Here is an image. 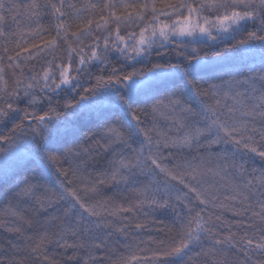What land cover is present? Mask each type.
Listing matches in <instances>:
<instances>
[{"label":"snow or ice","instance_id":"1","mask_svg":"<svg viewBox=\"0 0 264 264\" xmlns=\"http://www.w3.org/2000/svg\"><path fill=\"white\" fill-rule=\"evenodd\" d=\"M26 7L36 25L30 40L24 42L27 46L17 42L14 48L0 47V123H12V135H0V176H19L28 164H35L30 169L32 175L17 181L15 197H36L41 190L47 193L39 181L52 169L64 177L76 175L73 158L86 154L87 149L77 142L79 129L75 125L87 114L102 129L88 139L100 135L112 159L108 161L107 173L82 179V189L74 188L70 180L60 182L59 197L68 204L66 216L75 217L79 223L99 217L101 212L115 216L131 213L145 204L167 206V200L161 202L148 194L177 192L181 194L176 199L184 201L187 215H180L181 226L171 246L155 252L152 259L182 264L194 249H202L207 243L211 246L208 252L213 255L215 249L227 247L243 256L240 264H264V259L254 258L257 254L264 257V169L259 193L253 190L245 194L238 186H232L233 195L226 199L240 200L243 207L235 212L240 219L234 225L225 222L229 234L217 239L214 229L218 225L212 223V217L205 220L202 212L190 205L217 206L219 189L210 178L219 176L224 169L220 164L208 167L210 158L203 155L177 158L172 151L181 152L203 142L208 148H220L217 158L231 167L243 169L248 159L254 162L257 157L264 163V95L252 96L255 102L249 106L237 99L240 93L233 94L238 82L223 79L243 74L244 69L256 72L258 60L261 74L248 75L246 82H264V0H165L159 6L157 0H88L80 7L69 0H32ZM117 9L122 11L118 13ZM17 10L18 6L10 0H0V37L6 41L5 14L12 15ZM49 14L56 20L51 30L40 24ZM70 16L81 22L76 31L71 30ZM15 19L13 16L14 22ZM249 27L254 30L249 31ZM205 46L218 49L210 66L200 55ZM169 48L175 49V55L186 66L152 62L154 57L163 59ZM61 52L64 55H59ZM110 56L122 66L113 67ZM37 63L39 70L29 67ZM89 66L104 71L111 68V72L96 76L93 83L89 71L88 78L82 80ZM6 68L11 70L15 88H8ZM26 71L30 75L25 76ZM210 79L221 83H209ZM85 83L91 86L85 88ZM255 91L253 86L250 92ZM244 95L247 97L248 93ZM189 96L195 107L186 103ZM25 101L42 114L19 108V103ZM162 109L177 118L174 135L162 131L154 119L149 120V113L154 118L162 114ZM21 112L24 121L17 124L14 121ZM23 123L28 127H23ZM234 157H239L240 162ZM64 163L69 164L68 169L62 167ZM138 174L151 177L153 186L137 189V200L129 207L93 201L99 186L105 184L101 176L118 186L138 183ZM160 175L163 181L155 179ZM245 187H251V181ZM252 195L258 196V211L253 210ZM45 203L52 204L53 200L41 201L40 206ZM257 217L259 228L253 219ZM232 226L251 232L234 233ZM131 227L117 229L126 234V241L132 240L127 235ZM134 227L139 230L142 225ZM57 228L51 237L63 239L67 230L63 224ZM49 242L47 234L41 236L33 252L38 253ZM125 248L129 255L121 257L119 264H145V258L135 254L134 243H126Z\"/></svg>","mask_w":264,"mask_h":264},{"label":"trees","instance_id":"2","mask_svg":"<svg viewBox=\"0 0 264 264\" xmlns=\"http://www.w3.org/2000/svg\"><path fill=\"white\" fill-rule=\"evenodd\" d=\"M10 2L17 5L18 10L12 15L5 14L4 31L7 35V42L9 45L13 43L14 39H18L20 27L24 25H27L32 29L36 27L35 23L33 22L35 18L30 16V9L26 7V5L30 4L32 0H10ZM69 2L75 3L77 7H79L80 0H69ZM13 16L16 17L15 22L13 21ZM40 24L44 28L51 30L54 28L55 19L49 14L46 16V18H42L40 20ZM51 34L55 35L54 31H52ZM205 48L206 50L202 51L200 55L206 60L213 58L214 52L218 50L209 46H205ZM167 53L168 60L171 64L175 65L184 63L186 66V63L175 55V49L169 48ZM110 59L112 60L113 67L119 68L122 66L121 62L115 57ZM137 67L139 68V65H137ZM36 70H39V68H36ZM89 71L91 72L94 81V78L98 75L109 74L111 72V68L107 69V71H104L102 69L92 68L89 66V68L85 69V72L82 75L84 80L88 78ZM245 71H247V69L243 70V74L237 75L241 77L244 75V73H248ZM256 73H260L258 60L256 61V72L251 74ZM26 75L30 74L26 72ZM210 75H215V73H210ZM224 77L231 78L229 76ZM208 82L219 84L221 83V80L210 79ZM90 86V84H84L85 88ZM202 86L207 87L206 84H202ZM260 95H264V85H262L261 82L258 85V90L254 92L253 96L259 97ZM62 102L63 101H61V103ZM254 102L255 101H250V105ZM186 103H189L192 107H195V104L191 103L190 96L186 98ZM18 107L27 112H36L37 114H42L40 110L30 109L26 101L19 103ZM46 110L47 109H45V111ZM19 121H22V117L18 119L17 124L20 123ZM94 122V120L90 122V124L87 126V130H92ZM9 128L10 131H12V127ZM10 131L7 129L4 132H0V135H8L11 133ZM83 147L87 149V153L84 154L82 166H79L75 169V176L70 174L68 177H66L67 180L72 181V186H75L76 182H81V180L85 177L91 176L92 178H95L98 174L107 173L109 171V167H107L109 164L108 162H104L105 155L102 150L96 149L95 144L91 140L86 141ZM219 152L220 150L216 149L215 146H212L211 148L205 146L204 154H200L206 158H210L208 167L214 168L216 164H220L221 168H223L224 165L222 160L217 158V153ZM200 154L198 156H200ZM254 163L255 164H252L251 162L247 161L244 164L243 169L237 167L234 168L233 171L238 176V178H235L234 176L230 177L228 175H226V177L225 175H221L216 179L210 178V182L214 181L215 186L219 189V192L217 193L219 199L216 202L217 206H215V209H219L225 213L219 218L222 219L224 223L231 221L234 225L235 221L240 219V217L235 215V212L240 211L243 207L239 199H226V197L233 195V193L230 191L233 185L238 186L239 191L244 192L245 194H249L253 190H255L256 193L261 191V169H264V165H261L258 158L254 161ZM33 167H35V164L30 163L24 170L20 172L19 176L12 175L11 178H9L10 181H8V178L2 180L0 183V198L3 196L4 191L6 189L8 190L13 185H16L17 181L22 176H29L31 174L30 169ZM67 168H69V166H67ZM254 169L255 171H253ZM240 170H242L241 175ZM102 178L105 179V184L101 187L99 186V194L93 197L94 202L97 200L109 203L114 202L116 204H123L126 207L137 200V192L135 189L129 188L122 191L113 190L111 186L107 185L109 183V178L101 176V179ZM52 179L53 178L51 174H43L42 179L39 182L44 186L45 189L48 190V192L46 193L45 191L41 190L38 192V194H41L42 201H46L48 198H51L50 195L53 197L55 196L54 201L55 203L57 202L59 204V207H53V203H45L43 207H41L38 203H27L25 205H18L15 207V209L12 208L14 209V212L11 223H14V226L18 224V226L20 225V227L23 228L22 233H19V235L22 236L24 234L23 237H28V241L25 242L23 238L21 239L20 237H17V231L11 234L8 233V235L4 237L10 239L8 243L0 236V262H3V264H34V260H39L40 258V264H54V260L57 261L56 264H64V261L61 257V252L64 251L63 249H66L64 245L67 244L76 245V247H67L66 249L74 260H78L77 262L74 261L73 264H119L121 257L129 255L127 249L125 248V244L132 242L136 245V248L134 249L135 254L145 258V264H170V262L165 261L164 258L154 260L152 257L153 254L158 250H163L171 246V241L178 231L176 228H172L170 231H168L169 229L165 231L166 233L174 232L171 238L166 239L163 231L165 228L163 227L162 223L159 224L160 226L157 230L155 228V220L151 219V216H148V218H142L138 213L131 214L129 212L117 213L115 216L101 212L99 217H93L90 221H81L78 223L75 217H69L65 215V210L68 208V204L62 203V199L58 196L60 186ZM249 181H251V187H245ZM257 198V195H252L251 197L254 211L259 210L257 207H255V201ZM221 204L224 206L221 207ZM49 206H52V209H48ZM211 208H205V211H211ZM124 217H127V219L125 220ZM139 219H142V221ZM253 219L255 220L256 227L259 228L261 226L259 218L257 217ZM176 222L181 223V220L177 219ZM247 222L251 223L252 221ZM61 224H63L64 228L67 230L62 234L63 239L58 236V238L54 240L53 237L51 242H54L52 244H50L51 242L46 243L41 247V250L38 253H34L33 249L37 246L39 238L47 234L50 239H52L51 233L57 231V226ZM136 224L142 225V228L136 230L134 227ZM126 225L132 226L129 229V233H127V235L131 236V241H126L124 239V236L126 235L125 233L117 231V229ZM157 225L158 222H156V227ZM36 231H39V233L34 234ZM214 231L218 233V237H222L224 234H229V228L227 226L221 225L220 223H218V227H216ZM231 231L234 233H242L243 231L251 232V229H238L235 226H232ZM255 234L257 237L259 236V232H256ZM59 244L63 246H57ZM93 245H99V248L92 247ZM25 248H27L29 253H23ZM218 250L219 254L215 253V255H213V259L211 258V255H206H208L212 260H217L219 257H222L220 249ZM81 256H83V262H81ZM204 256L205 255L201 253L190 255L185 258L182 264H214L209 258ZM45 257H47V260L44 259ZM204 258L205 260H203ZM254 258L264 259V257H261L258 254ZM70 262L72 263V261Z\"/></svg>","mask_w":264,"mask_h":264},{"label":"rangeland","instance_id":"3","mask_svg":"<svg viewBox=\"0 0 264 264\" xmlns=\"http://www.w3.org/2000/svg\"><path fill=\"white\" fill-rule=\"evenodd\" d=\"M86 2H88V0H80L79 7L82 4L86 3ZM91 2L95 3L96 0H91ZM164 2H165V0H157V5L159 6L160 4H162ZM120 11H122V9H117L118 13ZM98 18L99 17L97 16L96 19H98ZM68 22H70L72 24V29H71L72 31H76L77 25L81 23L80 21H75L71 16L69 17V21ZM3 23L5 24V21ZM55 24H56V20H55ZM31 30H32V28L28 27L27 25H24V26L20 27L19 33H18V39L17 40L14 39V41H13V43L11 45H9L8 42L3 37H0V47L8 46L9 48H14L17 42H19L22 46L26 47L27 45H25L24 42L27 41V40H30ZM252 30H254V29L249 27V31H252ZM97 34H99V33H97ZM121 34H123V29L121 31ZM240 38H242V37H237V39H240ZM90 42L91 41H86V43H90ZM17 51H19V49H17ZM10 54L14 55V53H10ZM167 54L164 55L163 59H158V58L154 57L152 62L153 63H170L169 60H168V55ZM59 55H64V53L61 52V53H59ZM112 57L113 56H110V58H112ZM208 61H209V66H210L211 58ZM5 63H6V61H5ZM33 66L35 68H39L40 67V65L38 63L35 64V65L29 64V67H33ZM75 66L76 65L74 63L73 67H75ZM148 66L150 67L151 65H148ZM139 67H141V65H139ZM92 68H94V67H92ZM5 72H6L5 79L8 81V88L9 89L15 88L16 85L13 82V77L11 75V70L6 68ZM26 72H25V76H28V75H26ZM245 72H247V71H245ZM250 74L251 73H244V75L241 76V77H239L238 75L231 76V78L223 77L224 80H233L235 82H238V83L234 84V92H233V94L240 93L241 95L238 96L237 99L244 100V102L246 104H248L249 106H251L250 105V101H253L251 99V97L254 95V93L250 92V89L254 86L255 89L258 90V85L261 82L259 80H256L255 82H246L247 81V77ZM257 74H261V73H256V74H251V75H257ZM81 79L84 80L83 77H81ZM93 83H94V81H93ZM261 83H262V85H264V82H261ZM205 88H206V86H205ZM245 93H248L247 97L244 95ZM16 106L17 105L14 104V107H16ZM30 109L39 110L38 108H32V107H30ZM60 111L62 112V110H60ZM161 113L162 114H157L154 118H153L152 114L149 113V120H153L154 119L155 124L162 131H166L168 133V135H174L176 133V127L177 126H176L175 121H176L177 118L173 114L167 112L164 109L161 110ZM9 115L11 116L12 114L10 113ZM21 117H22V121H19L20 123H22L24 121L23 112L20 113V116H19L18 119H20ZM18 119H16L14 122L17 123ZM90 119L91 118H89L87 116V114H85V115H82L78 119V121L76 122L75 126L79 129V132L77 134L78 135V141L77 142L80 145L83 146L84 143H86V141L91 140L95 144V148L96 149H99V150L103 151V153L105 155V161L104 162L107 163L109 160L112 159V155H111L110 151H107L103 147V145H105L106 141L101 139L100 135H96L94 139H88V137L92 136L93 132L99 133V132L102 131V129H100V128H98L96 126L95 122L93 124L92 130L91 131L87 130V128H88L87 126L90 124L91 121H93V120H90ZM9 127H12V123L11 122L0 123V132H4L7 129H9V131H10ZM23 127L27 128L28 124L27 123H23ZM17 131H19V129H17ZM10 132L11 133H9L8 135H12V131H10ZM29 135H30V133H29ZM97 141H99V143H97ZM133 147H138V145L137 144H133ZM204 147H205V145L203 144V142H201V144L199 146L193 145L192 148L184 149L181 152H176L175 150H172V151H173V154L177 156V158L182 156L184 158L191 159L192 157L198 156L200 153L204 154ZM215 147H216V149H219L221 151L220 148H218L217 146H215ZM164 154L167 155L168 154V150H165ZM125 155H129V153L125 152ZM83 159H84V154H82V155H80L78 157H74L73 158V164H72L73 169H76L79 166H82ZM234 159H236L237 163L240 162V158L239 157H234ZM258 160L261 163V165H264V163H262L259 158H258ZM247 161L251 162L252 164H255L251 159H248ZM222 163L224 165V167H223L224 171H222L219 176L214 177V179H216L217 177H220L221 175H225V177H226V175H228L230 177L234 176L235 178H238V176L233 171V169L236 168V167H231L228 164H224L223 161H222ZM65 164H66V167H65ZM216 165H215V167H216ZM67 166H69V164H67V163H64L62 165V167L64 169H68ZM107 167H109V165H107ZM46 173L51 174L52 178H53L52 180L56 184L58 183L59 186H60V182L62 180L67 181V178L64 177L62 174H58L56 169H52V170H50V171H48ZM241 174H242V170H240V175ZM30 175H32V173ZM11 176L12 175L0 176V183H1L2 180L7 179V178H8V181H10L9 178H11ZM102 179H104V178H102ZM135 179L138 181V183H131L130 182L127 185L120 184V185L116 186V185L112 184V181L109 178V183L107 185L111 186V188L113 190H117V191H122V190H126V189H129V188H133V189L136 190V192H137V189L141 188L144 185H148L150 187L153 186L152 178L149 177V176L138 174ZM155 179L157 181H163L164 177H163V175H160V176H157ZM73 187L76 188V189L78 188V190H79V189H82L84 187V185L81 182H76L75 186H73ZM161 188H162V185H161ZM16 191H17V189H16L15 185H13L8 190L6 189L4 191L3 196L0 198V218H1L0 219V221H1L0 222V236H1V238H4V237H6L8 235V233L11 234V233H14V232L17 231V233H18L17 237H20L21 239L23 238V240H25V242H26V241H28V237L27 238L23 237L24 234L22 236L19 235V233H22L23 228H21L20 225L18 226V224L14 226V223H11V221L13 219L14 209L18 205H25L27 203H36V204L38 203V204H40L42 199H41V194H38V192L36 194V197L16 198L15 195H14L16 193ZM59 193H60V191L58 192V196H59ZM180 194L181 193L173 192L171 194L165 195L162 191L160 193H151L150 192L148 194L149 197L154 195L155 198L157 200L161 201V202H163L164 200H167V206H165L163 203L156 204V205L145 204V205H143V206H141L139 208L134 209L133 212H131V214L138 213V214L141 215L142 218H148V216H151V219L155 220V228L157 230H158V227L160 226L159 224L162 223L163 227L165 228L163 230L164 231V235L166 236V239L167 238L169 239V238H171V236H172V234L174 232H169V233L167 232L166 233L165 231L168 230V229H169L168 231H170V229H172V228H176L177 230H179V228L181 226V223H177L176 220L177 219L180 220V215H187L186 210L184 209V201L176 199V196L180 195ZM50 197L53 200V207H59V204L57 202L55 203V201H54L55 196L53 197L52 195H50ZM137 197H138V192H137ZM62 203L65 204L63 199H62ZM130 205H128L126 207H129ZM190 206L195 207L196 211H201L202 214L204 215L205 220H207L208 217L211 216L213 224L218 225V223H220L221 225L226 226L225 223L222 221V219H217V217L220 218V216L225 214V213H223V211H221L219 209H215L216 207H212L211 204L206 207L207 209L212 207L211 211H205L206 209H205V207L203 205H190ZM12 208H14V209H12ZM9 209H11V211ZM48 209H52V206H49ZM193 215H194V213H193ZM8 217L10 219V222H9ZM37 218H38V216H37ZM139 220L142 221V219H139ZM156 222H158L157 227H156ZM229 222H231V221H229ZM13 229H16V230H13ZM37 233H39V231L34 232V234H37ZM225 236H227V235L226 234L222 235V237H225ZM222 237L216 236L215 238L219 239V238H222ZM57 238L58 237H54V240H56ZM4 240H6V242L8 243L10 239L9 238H4ZM50 240H53V237ZM53 242L54 241H52L50 244H52ZM57 246H63V245L59 244ZM210 247L211 246L209 244L205 243L203 245L202 249H200V248L194 249L193 252H191L189 254V256L190 255H195L197 253H201V254L205 255L204 257L209 258L214 264H240V261L243 260V256L239 255L237 252H235L233 250H230L227 247L215 249V253L216 254H219V250L218 249H220V251L222 253V257H219L217 260H212L213 259V254L208 252V249ZM22 249H24V248H22ZM66 249H67V247H66ZM66 249H63L64 251L61 252V257H62V259L64 261V264H73L74 261L77 262L78 260H74L73 257H72L71 260L69 259V257H71V256L69 255V252ZM26 252L29 253L27 248H25L23 253L26 254ZM206 254L211 255L212 259ZM82 257L83 256H81V262H83L82 261ZM203 260H205V258ZM39 261H41L40 258H39V260L35 259L34 260V264H40ZM70 261H72V263ZM56 263H57V261L54 260V264H56ZM78 264H80V263H78Z\"/></svg>","mask_w":264,"mask_h":264}]
</instances>
